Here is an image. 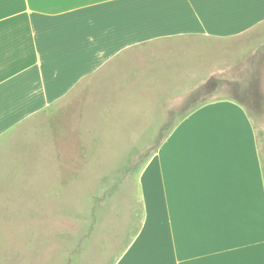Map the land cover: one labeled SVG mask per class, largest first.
<instances>
[{"label": "crops", "instance_id": "1", "mask_svg": "<svg viewBox=\"0 0 264 264\" xmlns=\"http://www.w3.org/2000/svg\"><path fill=\"white\" fill-rule=\"evenodd\" d=\"M263 34L264 0H0V224L20 203L29 208V146L40 131L44 160L58 102L69 98L82 119L96 98L108 107L136 82L166 81L145 103L159 128L160 113L178 110L180 80L153 70L164 43L206 40L207 80L264 65ZM62 107L64 121L71 105ZM138 186L140 226L112 264H264V166L242 104L193 109L144 163Z\"/></svg>", "mask_w": 264, "mask_h": 264}, {"label": "rangeland", "instance_id": "2", "mask_svg": "<svg viewBox=\"0 0 264 264\" xmlns=\"http://www.w3.org/2000/svg\"><path fill=\"white\" fill-rule=\"evenodd\" d=\"M206 46V40L200 39L161 46L162 57L153 70L158 69L157 74L176 72L180 77L178 107H173L178 110L160 113L161 128L152 127L145 103L166 81L136 82L131 97L111 98L109 114L103 98H96L82 119L69 98L52 107L50 126L45 129L51 138L45 144L44 160L39 153L40 131L36 130L28 150L35 185L29 208L20 203L18 210L2 215L0 264H112L140 226V169L171 129L204 102L231 99L245 107L264 166V65L230 66L206 80ZM65 104L71 110L62 121L59 111ZM43 165L45 176H40ZM118 235L120 241L115 240Z\"/></svg>", "mask_w": 264, "mask_h": 264}, {"label": "trees", "instance_id": "3", "mask_svg": "<svg viewBox=\"0 0 264 264\" xmlns=\"http://www.w3.org/2000/svg\"><path fill=\"white\" fill-rule=\"evenodd\" d=\"M205 103H206V102L200 104L198 107H200L201 105H203V104H205ZM198 107H196V108H198ZM196 108H195V109H196ZM191 112H192V111H190V113H191ZM190 113H189V114H190ZM189 114H188V115H189ZM186 116H187V115H186ZM186 116H185V117H186ZM185 117H184V118H185ZM184 118H183V119H184ZM183 119H182V120H183Z\"/></svg>", "mask_w": 264, "mask_h": 264}]
</instances>
